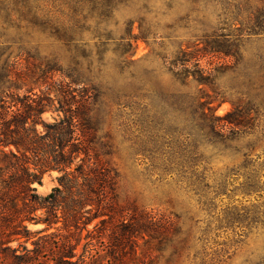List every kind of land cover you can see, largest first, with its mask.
Instances as JSON below:
<instances>
[{
	"label": "rangeland",
	"instance_id": "obj_1",
	"mask_svg": "<svg viewBox=\"0 0 264 264\" xmlns=\"http://www.w3.org/2000/svg\"><path fill=\"white\" fill-rule=\"evenodd\" d=\"M68 3L0 0V47H8L0 65H12L6 86L20 95L60 98L58 83L68 80L45 73L54 59L95 81L74 83L76 97L86 87L93 95L96 85L103 93L89 113L92 147L115 176L118 203L172 221L130 235L111 253H150V264H264V0ZM69 17L76 40L67 47ZM216 47L229 55L206 51ZM176 58L186 64L170 69ZM234 109L245 126L212 128ZM41 117L50 122L56 112ZM58 175L45 172L32 184L36 194L47 195ZM232 208L247 222L229 226ZM100 241L93 240L99 251ZM55 255L43 259L51 264Z\"/></svg>",
	"mask_w": 264,
	"mask_h": 264
},
{
	"label": "trees",
	"instance_id": "obj_2",
	"mask_svg": "<svg viewBox=\"0 0 264 264\" xmlns=\"http://www.w3.org/2000/svg\"><path fill=\"white\" fill-rule=\"evenodd\" d=\"M66 1L73 7V3L82 0ZM74 27L69 17L64 31L67 47L76 40ZM6 48L0 47V55ZM206 51L229 55L223 48ZM186 61L176 58L170 69ZM52 63V66L46 65L45 73L59 72L68 80L59 81L58 99L36 95L31 89L23 95L11 91L6 84L11 82L12 65L6 60L0 65V264H48L43 258L51 250L56 251L51 264H150V253L111 252L130 239V235L157 232L164 219L168 224L172 221L157 214L129 213L128 206L118 203L115 176L93 153L92 147L96 128L91 124L89 113L103 93L96 85L92 87L93 95L87 94L86 87L76 97L74 83L83 79L86 84L95 85V81L77 66L63 69L60 65L55 67V59ZM51 108L56 117L46 122L41 116ZM243 120L234 109L214 117L211 126L213 129L242 128ZM168 169L167 165L163 168ZM51 170L59 172L56 185L45 196L36 194L32 184L41 183L42 175ZM227 215L229 226L247 222V213L235 208ZM28 223L43 227L30 231ZM92 223V230L87 229ZM83 231L84 238L89 240L78 253ZM93 231L99 235L94 236ZM46 237H53L55 243ZM98 238H106L104 243L100 241L104 246L101 251L93 243ZM13 241L17 246H11ZM27 242L33 248H28Z\"/></svg>",
	"mask_w": 264,
	"mask_h": 264
}]
</instances>
